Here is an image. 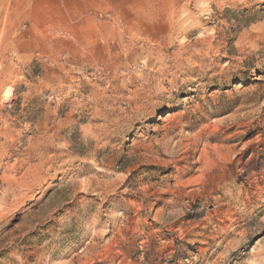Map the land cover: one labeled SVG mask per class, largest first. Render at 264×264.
<instances>
[{
    "label": "rangeland",
    "instance_id": "obj_1",
    "mask_svg": "<svg viewBox=\"0 0 264 264\" xmlns=\"http://www.w3.org/2000/svg\"><path fill=\"white\" fill-rule=\"evenodd\" d=\"M0 264H264V0H0Z\"/></svg>",
    "mask_w": 264,
    "mask_h": 264
}]
</instances>
